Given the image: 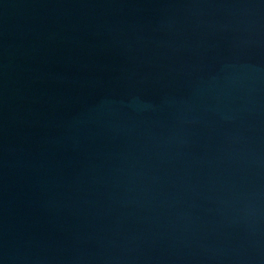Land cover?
Returning a JSON list of instances; mask_svg holds the SVG:
<instances>
[{"label":"water","instance_id":"95a60500","mask_svg":"<svg viewBox=\"0 0 264 264\" xmlns=\"http://www.w3.org/2000/svg\"><path fill=\"white\" fill-rule=\"evenodd\" d=\"M0 264H264V0H0Z\"/></svg>","mask_w":264,"mask_h":264}]
</instances>
